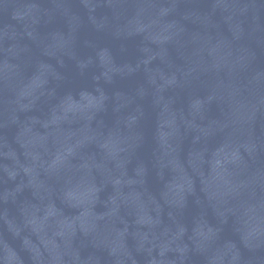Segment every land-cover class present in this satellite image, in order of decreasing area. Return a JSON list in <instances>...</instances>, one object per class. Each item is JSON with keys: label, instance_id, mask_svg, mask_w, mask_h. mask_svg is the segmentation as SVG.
I'll list each match as a JSON object with an SVG mask.
<instances>
[{"label": "water", "instance_id": "water-1", "mask_svg": "<svg viewBox=\"0 0 264 264\" xmlns=\"http://www.w3.org/2000/svg\"><path fill=\"white\" fill-rule=\"evenodd\" d=\"M0 264H264V0H0Z\"/></svg>", "mask_w": 264, "mask_h": 264}]
</instances>
